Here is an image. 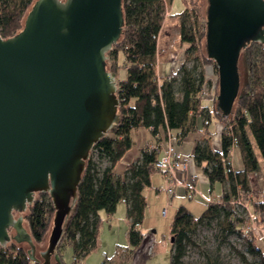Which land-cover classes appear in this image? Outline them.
I'll return each instance as SVG.
<instances>
[{
	"label": "trees",
	"instance_id": "trees-1",
	"mask_svg": "<svg viewBox=\"0 0 264 264\" xmlns=\"http://www.w3.org/2000/svg\"><path fill=\"white\" fill-rule=\"evenodd\" d=\"M168 0H122L124 26L120 39L107 53L106 67L115 74L121 67L126 69V78L117 80L116 96L119 98L118 119L113 128L92 148L85 162L77 190V201L64 225L61 241L52 255L51 264H76L75 258L84 259L97 246L100 227L99 211L112 215L120 202L127 206L130 219L129 242L131 251L136 250L144 239L141 223L147 205L144 190L151 185V176L159 171L155 163L160 159V147H145L122 174L116 166L132 147L131 131L137 127L149 128L159 139L161 133L175 136L179 141L188 133L197 115L208 116L209 109L202 105L201 92L210 81L206 77L205 64L214 60L201 53L206 39V11L198 0H182L187 22L179 24V41L186 51L194 52L198 64H182L178 73L162 76L156 72L158 37L166 18ZM35 0H0V33L4 38L17 34L24 27L28 11ZM187 20V19H186ZM120 52L124 59L119 60ZM239 70L241 88L229 117H222L215 108V115L226 126L223 129L222 149L213 150L210 145L198 144L195 148V163L203 168L211 187L216 182L230 180V189L217 201H210L198 216L188 205L176 209L171 225L169 264H181L189 244L196 245L191 233L197 224L221 213L225 217L224 228L228 233L243 236L249 249L260 257L264 264V248L260 246L254 231L246 233L245 219L236 214L232 199L240 198L252 209L257 224L264 223L259 213L264 211V192L254 195L248 174L264 170L254 151L255 142L264 161V44L250 43L240 54ZM219 83L217 80L214 103L217 104ZM211 112V111H210ZM209 113V114H208ZM207 139V138H206ZM208 141V139H207ZM240 150L243 168H230L234 146ZM97 158L93 157V153ZM106 166H102L103 161ZM188 195V194H187ZM194 196V195H193ZM193 196L189 197L192 199ZM24 225L31 233L35 245H43L48 239L55 207L49 193L38 192L35 200L23 212ZM71 248V260H65L64 252ZM246 264H253L245 254L234 248ZM30 253L15 240L6 247L0 246V264H42L33 262Z\"/></svg>",
	"mask_w": 264,
	"mask_h": 264
},
{
	"label": "water",
	"instance_id": "water-1",
	"mask_svg": "<svg viewBox=\"0 0 264 264\" xmlns=\"http://www.w3.org/2000/svg\"><path fill=\"white\" fill-rule=\"evenodd\" d=\"M123 26L122 0H35L21 31L0 33V246L27 243L33 262L51 264L89 153L117 123L118 82L106 59ZM249 42L264 44V0H207L205 50L218 69L222 117L233 111ZM38 192L55 207L43 260L15 215Z\"/></svg>",
	"mask_w": 264,
	"mask_h": 264
},
{
	"label": "crops",
	"instance_id": "crops-1",
	"mask_svg": "<svg viewBox=\"0 0 264 264\" xmlns=\"http://www.w3.org/2000/svg\"><path fill=\"white\" fill-rule=\"evenodd\" d=\"M173 2L174 0L167 1V12L169 13V15L171 13V7L173 5ZM183 9L180 10L181 14L184 12ZM167 18L168 17H166V19ZM176 28L177 30L175 31V33L178 34L179 27L177 26ZM176 40L177 39L174 38V41L173 42L170 41L166 47L162 48V50H164V52L170 51L171 45L176 43ZM160 53L161 52H159V48H158L156 55V61H157L156 72L158 78L160 79V77L162 76L168 77L173 75L175 72L177 73V66L175 67V70L172 71V61L168 59L169 54L167 53L160 54ZM160 55H162L161 57L164 58L163 62H161L158 59V56ZM204 66H205L204 69L206 68L205 69L206 77L210 81L208 88L210 90L202 91L201 98H202V105L206 106L207 112L209 109V113H210V114L208 113L209 119L208 116L197 115L194 118L195 120L194 123L192 124L191 129L182 138V141H179L173 135H168V137H165L163 133H161L159 139H157V137H155L153 134L152 136H150L151 131L149 128L143 126L134 128L130 133L133 142L132 147L121 159L119 164L116 166L117 173L122 174L126 166L132 161H134L137 157H139L142 149L148 146L151 147H155L158 145L159 147L161 146L160 157H162L164 155V147L167 146L168 142L174 143L178 154L183 159L189 162V169L187 171H183V170L177 171V176L180 180H182V183L174 184L172 193L168 191L169 187L172 184V179L167 173L163 171H156L152 174L151 185L146 187L144 190L147 201L145 214H146V209L148 208L151 209L152 207L156 208V210L161 213H163V210L167 208L166 214H169L170 210L167 207V205L169 206L175 199L177 201H180L179 205L181 204L188 205L193 215L198 216L204 210L208 202L215 201V199L218 200L224 192L230 189V184H231L230 180H226L224 182H216L213 185V187H211L209 183V179L205 174V172L203 171V168L197 165L194 159L195 148L198 144L206 145V146L210 145V147L215 151H221L222 149V139H223L222 132H223L224 123L221 119H219L215 115V108H217V104L214 103V96L216 93V84L218 80V75L215 74L211 66L209 67H207V65ZM125 78L126 75L124 76L122 74L120 79L117 80L120 81ZM206 138L208 139V141ZM236 156H237V160L235 159ZM231 164H232V169L234 171L241 170L243 168V162L241 159L240 150L236 145L232 148ZM261 166L264 167V165ZM187 180H191L196 187V191L192 199H189L187 195V189L183 184ZM200 181L203 183L204 190H206V188L209 189L208 192H205L199 188L198 182ZM147 190L149 193L147 192ZM154 190L156 191L154 194L155 196L151 201H149L147 195H149ZM124 203L125 202H123L124 206H120L121 204L120 202L119 205L117 206L116 213L112 215L108 214L106 211L104 212L103 210L99 211L100 226H102V223L105 221L108 224V229L114 235L113 242L104 251L103 254L104 257L101 264H143L142 263L143 252L147 250L151 245L156 246V248L158 247L156 237L151 235L153 238H150V236L145 231L147 226H146V220L144 219L145 221L143 220V222L141 223V229L142 231L145 232L144 239L136 250L131 251L129 236H128L130 229V219L127 217V206ZM246 204L248 205V203ZM263 226L264 223L259 224L260 228H262ZM255 233L258 237V241H262L260 240V237L262 236H263L262 238L264 239V232H261L258 229L255 231ZM99 236H100V231L97 238V246L84 258L85 262H88L90 264H99V260L97 259V256L96 258L93 256L94 254L97 255L99 253L98 250L101 247ZM113 252L115 253L114 260L110 258L108 259V256L111 255Z\"/></svg>",
	"mask_w": 264,
	"mask_h": 264
},
{
	"label": "rangeland",
	"instance_id": "rangeland-1",
	"mask_svg": "<svg viewBox=\"0 0 264 264\" xmlns=\"http://www.w3.org/2000/svg\"><path fill=\"white\" fill-rule=\"evenodd\" d=\"M198 2L202 5V11L205 13L207 8V0H198ZM184 3L182 0H174L173 5L171 7V13H166V21L163 23V27L160 31L158 37V48L160 54H169L168 59L170 61L179 60L181 56H184L180 62L182 64H186L188 66H192L194 64L199 65V61L195 59L194 52L186 51V45L182 46L179 41V32L178 34L175 33L177 30V26L181 21H186L188 25H190V21H188V16L186 15L184 9ZM183 9V13L181 14L180 10ZM169 15V16H168ZM181 16V17H180ZM187 19V20H186ZM176 28V29H175ZM180 30V27H179ZM174 38H176V43L172 44L170 47V51L164 52L162 48L166 47L169 42H173ZM206 52L205 47L203 45L201 53ZM162 55L158 56V59L163 62L164 58L161 57ZM124 55L122 52L119 54L120 62L123 61ZM207 67L211 66L214 70L213 64H205ZM205 67V66H204ZM206 69V68H205ZM215 72V71H214ZM126 75V69L121 67L118 72L114 74L116 79H120L121 75ZM210 90V89H208ZM207 91V90H206ZM215 91V90H214ZM214 118V116H213ZM152 136V133H150ZM254 151L258 157L259 164L264 165V161L262 160L259 150L253 141ZM238 156V155H237ZM237 156L235 159L237 160ZM93 157L97 158V154L94 152ZM234 158V157H233ZM107 161H103L102 166H106ZM200 169V168H199ZM262 175L264 174V170H260ZM253 183V194L260 195L264 192V178H258L257 176L252 179ZM198 186L205 192H208L209 189L206 188L204 190L203 183L200 181L198 182ZM219 187V186H217ZM148 192V190H147ZM155 190L147 195L149 201L153 199L155 196ZM149 193V192H148ZM217 201V199H215ZM180 201L173 200V202L167 207L170 210L169 214H163L158 212L156 208L152 207L151 209H146L145 220H146V232L153 238L151 235L156 237L157 239V248L154 245H151L147 250L143 252V264H169L171 259L170 254V237H171V225L174 219V214L176 209L179 205ZM125 204V203H124ZM120 206H124L123 202H121ZM104 211V210H103ZM105 212V211H104ZM201 212V211H200ZM199 212V213H200ZM116 213V212H115ZM236 214H242L241 211L236 210ZM254 214V213H253ZM255 219V216H254ZM144 220V221H145ZM119 223V221H118ZM225 217L224 214L221 213L218 216H213L209 219H206L204 222L199 223L195 226L194 231L191 233L192 239L196 242V245L189 244L187 246V250L183 261L181 264H246L242 259L241 256L237 253L234 248H237L241 252L245 254L247 259L253 264H262V261L258 254L251 251L249 249L247 240L243 237L238 235L237 233H228L227 230L224 228L225 226ZM254 230H260L264 232V226L262 228L259 227L256 220L254 221ZM100 249L98 250V254H94L93 256L99 260V264H101L103 260L104 251L108 248L109 245L113 242V233L108 229V224L104 221L102 226H100ZM156 231V232H154ZM263 237V236H262ZM260 237V240L257 243L264 248V239ZM23 246L28 250L30 248L29 244L22 243ZM48 246V239L44 242L43 245H36V256L41 258L40 253L41 251L45 250ZM115 252V251H114ZM112 253L108 256V259L114 260L115 253ZM65 260L69 262L71 260V248L67 247L64 252ZM41 260H43L41 258ZM86 264H90L86 262Z\"/></svg>",
	"mask_w": 264,
	"mask_h": 264
},
{
	"label": "built area",
	"instance_id": "built-area-1",
	"mask_svg": "<svg viewBox=\"0 0 264 264\" xmlns=\"http://www.w3.org/2000/svg\"><path fill=\"white\" fill-rule=\"evenodd\" d=\"M166 13H168V12H166ZM183 57H185L184 54H183V56L180 57V59L178 61L177 60L172 61V71H174L175 67L177 66V73H178V71L182 65V63L180 61L182 60ZM177 73L175 72L174 74H177ZM208 88H209V84H206V85H204L202 91H206V90H208ZM225 128L231 129L232 126L231 125L226 126V124H223V129H225ZM148 148H152V147L148 146ZM160 148H161V146H160ZM229 165H230V168H228V170L230 171L232 169L231 162H229ZM155 167L159 171H163V172L167 173L170 176V178L172 179V184L168 189V191L170 193H172L173 188H174V184H176V183L181 184L182 183V180H180L177 176V171L178 170L187 171L189 169V162L186 161L185 159H183L178 154L176 146L174 143L168 142L167 146L164 147V155L162 157H160L159 160L156 161ZM256 176L258 178H262V177L264 178V174L262 175V173H260V171L250 172L248 174V178H249V183H250L252 190H253L252 179ZM183 184L187 189L188 196L189 197L193 196L195 194V191H196V187H195L194 183L191 180H187ZM232 204H233L235 210L242 212L241 216L245 219V222H244L245 232L246 233H250L251 231L255 232V230H254L255 219H254V214L251 211L250 207L245 202H243L240 198L232 199ZM163 213L164 214L167 213V208H165L163 210ZM259 217L264 222V211L259 213ZM75 261H76V264H86L84 259H81V258H75Z\"/></svg>",
	"mask_w": 264,
	"mask_h": 264
}]
</instances>
